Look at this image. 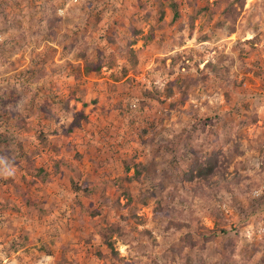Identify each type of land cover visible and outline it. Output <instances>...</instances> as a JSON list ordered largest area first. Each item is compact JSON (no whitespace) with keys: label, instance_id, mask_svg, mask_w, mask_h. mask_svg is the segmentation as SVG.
Returning <instances> with one entry per match:
<instances>
[{"label":"rangeland","instance_id":"rangeland-1","mask_svg":"<svg viewBox=\"0 0 264 264\" xmlns=\"http://www.w3.org/2000/svg\"><path fill=\"white\" fill-rule=\"evenodd\" d=\"M176 1L170 26L153 0H0V264H116L98 232L109 224L121 264H264V0H220L192 34L190 15L215 0ZM180 53L193 65L170 75ZM85 60L100 70L83 73ZM154 89L160 101L144 95ZM213 153L224 172L183 177ZM212 209L227 235L185 246L212 229Z\"/></svg>","mask_w":264,"mask_h":264},{"label":"trees","instance_id":"trees-1","mask_svg":"<svg viewBox=\"0 0 264 264\" xmlns=\"http://www.w3.org/2000/svg\"><path fill=\"white\" fill-rule=\"evenodd\" d=\"M189 3V5H192L195 3V0L192 1H187ZM221 1L220 0H215L212 3V6L210 7V4L206 3V5L199 7L198 9L194 10L193 13L190 15L189 17V22H188V28H189V32L190 34H192V32L195 29V25H194V21L197 18H200L202 20V23L199 27L200 28H207L209 26V24L212 23V21L214 20L215 15L217 14V10L219 9V3ZM154 5H156V15H155V22L157 24H160L164 21V17L166 14V10H169L170 12V21H169V25L172 26L173 24L177 23L180 19H181V11L179 9L180 3L176 0H153L152 2ZM233 10V6L232 3H228L226 1L225 7L223 9V13L225 12L226 15H228L229 11ZM162 26L159 25L158 28H160ZM157 29L156 27H154L153 25L150 27V30L148 31V33L143 37V42L146 43L148 41H152L155 38V35L153 33V31ZM132 33L133 35H137L139 33V31L135 30L134 28H132ZM206 37L205 36H201L200 39L204 40ZM135 41L132 40L130 43L127 44V46L131 45L133 42ZM127 48V47H125ZM129 54L132 58V61L135 63L136 61V57L134 55V52L132 50H129ZM185 56V57H184ZM183 60V64L180 68L184 69V70H189L191 68V66L193 65H189V62H194V59L191 55H182L180 54H176L172 59H171V63L169 65L168 68V73L170 75L175 74L174 73V67L177 66V64ZM188 63H185L187 62ZM199 62L196 63V65H198ZM195 65V64H194ZM209 65H205V67H208ZM101 68V64H100V60H96V61H89L87 62L86 60L84 61V65L82 68V72L85 74L91 73V72H98ZM193 83V79L191 76L187 75L184 76L183 79L181 81H179V79H173L172 81H170V83H168L167 86V96L166 98H172L173 97V88H176L178 90H183L188 88V85ZM185 85H187V87H184ZM186 91H184L182 93V95L179 97L178 102L179 103H183L184 100L186 99V94H184ZM144 95L147 98H151L153 100H158L160 101V96L159 93L156 89H154L153 91L151 90H147L144 92ZM77 126V120L74 119L69 127L70 131H74L75 128ZM2 137V136H1ZM4 140V137L2 138ZM223 163V162H221ZM222 166V167H221ZM129 168H127L126 171H128ZM218 169H221L223 172L226 170L225 166L223 165H219V160L217 157L216 153L211 154L210 156H204L202 159H200L199 161L195 162L191 168L187 171L184 172L183 177L189 176L190 180L194 177V176H198V177H206L209 176L210 174L215 173ZM143 169H140L139 167H136L135 171H134V177L135 178H139L141 177V173H142ZM188 174V175H187ZM186 179V177H185ZM122 180H129L127 176H122L121 178H119L117 184L120 186V188H124L123 184H122ZM74 189H83L85 191V193L90 196L92 195V193L95 191V189L93 188H88L86 185H78L75 184ZM124 197L126 198V203L127 205L130 206L131 202L133 201V198L131 197V195H129L127 192V190L124 188ZM142 196V195H141ZM146 199L144 198V196L140 199L139 202H141V204H146L145 201ZM28 203V202H27ZM168 203L166 202L165 206H167ZM90 214L94 215L95 212H90ZM133 219H138L139 217L135 214L132 215ZM209 218L211 219L212 223H213V227L212 229H207L205 227H199V228H195L194 229V233L196 235L199 236V238L202 241H198V240H194L193 236L191 233H187L185 236L182 237V241L185 242V246L191 247V248H195L198 243L201 245H205L210 241H214L218 235H223L226 236L227 233L229 232V223H228V219L224 218L223 215L221 214V212L218 210H214L212 209L209 212ZM139 223H143L142 219L138 220ZM181 227V223H177L174 221H169L167 223V227ZM121 231L120 229H118L117 226L109 224L106 227H103L102 229H99V234L101 236V240L102 243L106 246V248L110 251L111 255L113 256L114 260L116 264H121V262L123 261L122 259H118V253L117 251L114 250V244H115V240L113 239L114 236H116L118 239L122 238L123 235H121ZM140 233H142V231H139ZM145 231H143L144 233ZM233 239H228L226 241H224L225 243H223V248L226 250L224 253L225 257H228L229 253L232 252V250L228 249L231 248V243H232ZM230 242V243H229ZM229 243V244H227ZM227 244V245H226ZM223 249V250H224ZM173 252H178L180 253L181 250H175L173 249Z\"/></svg>","mask_w":264,"mask_h":264}]
</instances>
